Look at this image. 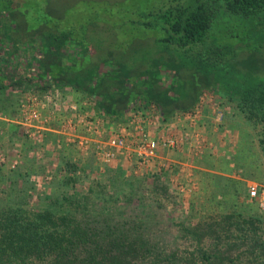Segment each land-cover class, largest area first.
I'll list each match as a JSON object with an SVG mask.
<instances>
[{
  "label": "rangeland",
  "instance_id": "1",
  "mask_svg": "<svg viewBox=\"0 0 264 264\" xmlns=\"http://www.w3.org/2000/svg\"><path fill=\"white\" fill-rule=\"evenodd\" d=\"M198 1L207 0H0V42L24 41L19 52L22 58L24 44L29 43L34 44L26 48L28 51L36 53L41 47L52 49L59 55L65 53V61L81 58L84 48L95 51V60L110 54L116 58L118 55L136 57L135 54L146 51H149L147 55L154 54L156 50L162 51L169 46L162 41L167 33L157 26V15L169 8L194 6ZM262 24L264 15L249 20L225 18L218 26V35L238 30V35L243 34L235 43L256 48L262 35L252 36L251 33L261 30ZM219 40L222 41L221 37ZM246 49V54L238 59L244 63V68L236 67L230 78L251 86L255 81L246 74V66L251 69L256 62ZM180 57L166 54L173 63L187 61V65L192 63L200 69L204 64L202 56L195 55L190 59L188 53H184L181 57L184 62L174 60ZM166 71L164 81L169 85L173 74L168 69ZM189 79L192 77L172 83L173 94L184 99L180 102L183 104L186 98L192 99L199 88L187 85ZM26 92L0 91V207H22L27 211L71 210L76 214L84 213L85 207L98 212L113 209L119 214L117 221L142 215L152 219L155 233L151 240L167 246L169 251L177 248L193 251L198 246L207 249L217 244L216 235L207 232L209 226L222 231L235 220L251 217L264 220L262 200L252 198L249 193L253 185H258L259 193L264 195V150L261 144L264 124L254 125L247 120L239 111V99L220 84L203 90L197 107L191 112L205 109L214 113L216 110L223 115L218 124L222 140H217L213 148L218 149L217 163L226 164V174L201 176L195 173L200 169L199 163L203 162L205 168L219 167L211 163L213 160L202 159L206 153L215 156L208 152L210 140L204 133L188 146L191 151L186 150L189 153L186 159H191L197 167L169 164V157L146 166L137 165L125 155H119L109 163L99 159V141H107L123 128L139 133L142 131L137 129L142 126L143 133L151 134L156 122L162 125L160 139L174 134L155 105L140 102L122 116L109 117L97 109L90 97L70 88L37 93L41 101H51V105L56 106L53 109L48 107L52 112L43 114L50 120V126L51 123L55 126L52 121L57 119L56 131L71 115V104L79 105L80 115H86L95 123V134L90 137L92 142L89 149H85L67 137L59 142L57 134L51 132L26 135L22 126L25 104L30 101L29 92ZM217 113L214 116L218 117ZM84 133L81 126L79 134ZM204 137L208 139L204 140ZM220 148L226 152L222 153ZM187 227L196 229V233L187 236Z\"/></svg>",
  "mask_w": 264,
  "mask_h": 264
},
{
  "label": "trees",
  "instance_id": "2",
  "mask_svg": "<svg viewBox=\"0 0 264 264\" xmlns=\"http://www.w3.org/2000/svg\"><path fill=\"white\" fill-rule=\"evenodd\" d=\"M261 15L264 0L198 1L194 6L169 8L157 15V26L167 33L162 39L169 44L165 50L148 55L149 51L139 52L136 57L116 58L110 54L95 60V51L84 48L81 58L65 61V54L48 49L42 57L37 55L35 65L31 63L30 69L25 70L24 58L19 53L21 41L0 42V91L45 94L70 88L90 97L97 109L109 117L122 116L138 103L147 102L155 105L167 120L175 112L192 110L203 90L220 84L239 99V111L247 120L254 125L264 124V24L260 25L261 30L251 33L262 35L256 48L236 44L243 34L238 35V30L218 35V26L225 18L249 20ZM244 49L252 53L256 62L251 69L246 66V74L255 81L251 86L230 78L236 67L244 68V63L238 61ZM184 53L190 59L202 56L201 69L192 63L187 65V61L173 63L166 58V54L182 57ZM181 57L174 60L183 61ZM20 68L23 70L19 71ZM167 69L173 74L169 85L164 81ZM187 77H192L188 82L184 80L187 85L199 88L183 104L180 102L184 99L173 94L172 83ZM262 136L264 150V126ZM85 209L76 214L71 210L0 207V264H264V220L260 218L235 220L222 231L209 226L207 232L215 234L219 242L207 249L198 246L193 251H169L167 246L151 240L155 229L149 217L135 215L117 221L119 214L113 209ZM196 231L187 227L186 235Z\"/></svg>",
  "mask_w": 264,
  "mask_h": 264
},
{
  "label": "built area",
  "instance_id": "3",
  "mask_svg": "<svg viewBox=\"0 0 264 264\" xmlns=\"http://www.w3.org/2000/svg\"><path fill=\"white\" fill-rule=\"evenodd\" d=\"M35 95V94H33ZM35 96H29L30 101L25 104V114L22 126L26 135H32L36 133H43L49 130L50 120L44 117L42 109L45 106L51 104L41 101ZM43 102V103H42ZM197 107V106H196ZM71 115L64 119L61 123L59 133L64 137H67L70 141L78 143L81 147L89 149L90 143L92 142L91 136L95 134V123L89 121L88 117L80 115V107L77 104H71L69 107ZM201 109L195 110L194 113ZM183 112L188 113L191 116L193 112ZM216 113L218 111H215ZM218 117L215 116V120L219 123L223 115L219 112ZM157 125L156 122L153 123V127ZM83 127L85 129L86 135L79 134V128ZM143 127H138L137 130L142 131L139 133L134 132L131 128H123L118 130L116 133L110 136L107 141H99L97 147V155L104 160V162L109 163L114 160L119 155H125L130 160H135L137 165H151L156 160L163 159L161 156L160 148L168 150L170 152H179L183 148L182 139L176 135L171 134L165 138L156 140L151 135L150 132L143 133ZM260 189L258 185H253L250 188V196L256 200H262V207L264 208V195L259 193Z\"/></svg>",
  "mask_w": 264,
  "mask_h": 264
},
{
  "label": "crops",
  "instance_id": "4",
  "mask_svg": "<svg viewBox=\"0 0 264 264\" xmlns=\"http://www.w3.org/2000/svg\"><path fill=\"white\" fill-rule=\"evenodd\" d=\"M21 43H24V41H21ZM30 44L32 45L34 43L24 44V70L25 69H30L31 63H33L35 65L37 63L36 62L37 55L42 57L43 55L46 54V51L48 50V49L44 50L41 47L40 51H37L36 53L31 52L30 50L28 51V49H26V48L30 47ZM22 70L23 69L20 68L19 71H22ZM37 93L39 94L40 92L30 91L28 96H30V97L31 96H35ZM33 94H35V95H33ZM48 107L53 109L56 106L54 104H53V106L51 104H49L48 106H45L42 109V112H43L44 115L46 113L52 112L50 110V108H48ZM215 111L216 110H214V113H215ZM214 113L211 112L210 110H205V109L202 110L201 109L198 112L193 113L191 116H188V113L175 112L173 115H171L169 117V119L165 120L163 118L164 119V123L169 128V130H171L172 133L178 135L183 141L182 150L179 151V152H176V153L175 152H170L168 150L160 148V153H161V156H163V160L167 159V157H169V158H171L168 161L169 164H170V162H173V164H181V165H184V166H190V165L192 167L196 166V165H194V163H193V161L191 159H186L189 156L188 152L191 151L188 148V146L189 145L191 146L193 144V142H195V140L198 141L200 136H201V134L204 133V136L205 135L208 136L209 140H210V141H208V146H207V144L204 145V146H207V148H210L209 151H208V149H206V151L213 152L215 156L211 157L209 153L208 154L206 153L205 154L206 156L204 158H202V159L203 160H208V161L209 160H213V162H211V161L210 162L213 165H217L218 164L219 167L216 166L215 169H212L211 167L205 168L204 167L205 165H203V162H201V163H199L200 167H198L200 169H197V170L195 169L196 170L195 173L199 174L200 176L201 175H208V174H211V175L212 174L225 175L226 174L225 169L227 168V167H225L226 164L221 165V164L217 163V160H215V158L217 157V153L216 152H217L218 149L217 148H213V147H214V143L217 140H219V141L222 140L221 139L222 131L220 130V132H218V130H219L218 129V124L219 123H217V121L215 120ZM50 116H52V115L50 114ZM56 120L57 119H54V121H52V122H55V123H53V124H55V126L52 125V123H51V126L49 125V130L45 131L44 134L46 135L49 132L55 133V134H57L58 141L60 142L62 139H64V136L59 134V131H56V127L59 126V122H57ZM58 120H60V118ZM161 126H162L161 124H157L155 127H153V129H151L152 133L150 135L156 140H159L160 136H162V134H163L162 131L160 130ZM49 137L53 138V137H55V135H49ZM207 139H208L207 137H204V140H207ZM204 140L202 141V143L204 142ZM221 144L225 145L224 142H221ZM220 150L222 151V153L226 152L224 149L220 148ZM206 151H204V152H206ZM221 151H219V155L218 156H220ZM210 158H213V159H210ZM199 161L200 160H198L197 163ZM221 169H223V170H221ZM202 170L204 172H202Z\"/></svg>",
  "mask_w": 264,
  "mask_h": 264
}]
</instances>
